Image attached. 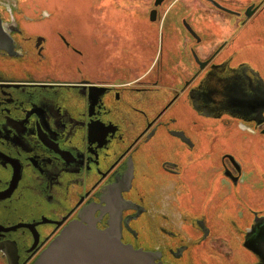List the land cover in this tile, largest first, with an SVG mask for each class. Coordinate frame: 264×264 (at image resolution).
I'll list each match as a JSON object with an SVG mask.
<instances>
[{"label":"flooded vegetation","instance_id":"flooded-vegetation-1","mask_svg":"<svg viewBox=\"0 0 264 264\" xmlns=\"http://www.w3.org/2000/svg\"><path fill=\"white\" fill-rule=\"evenodd\" d=\"M202 1L221 25L163 32L133 80L94 64L100 33L0 7V245L21 264L70 223L154 263L264 264V0Z\"/></svg>","mask_w":264,"mask_h":264},{"label":"rangeland","instance_id":"rangeland-1","mask_svg":"<svg viewBox=\"0 0 264 264\" xmlns=\"http://www.w3.org/2000/svg\"><path fill=\"white\" fill-rule=\"evenodd\" d=\"M0 7L4 15H8L7 9L14 8L23 22L47 21L52 31L58 26L87 33L89 37L100 33L99 37L104 36L105 40L93 53L94 64L125 65L129 80L147 72L158 59L163 32L189 34V29L182 23L183 18L201 34L209 31L208 27L212 30L213 23L221 25L215 21L213 10L202 0H164L155 21L150 18L151 10L156 8L155 0H0ZM53 18H60L63 23L53 24ZM169 36L164 46L170 53L196 43L189 36L185 41L187 45L183 47L181 35L173 36L174 43L168 40ZM195 47L198 49L200 46ZM227 250L229 248L226 247L220 251L224 253ZM0 264H8L3 252L0 253Z\"/></svg>","mask_w":264,"mask_h":264},{"label":"water","instance_id":"water-1","mask_svg":"<svg viewBox=\"0 0 264 264\" xmlns=\"http://www.w3.org/2000/svg\"><path fill=\"white\" fill-rule=\"evenodd\" d=\"M164 0H155V6ZM157 11L150 12L151 20L156 19ZM190 32L195 33L189 23L185 22ZM0 18V48H8L9 39L3 36ZM0 245V250L8 264H21L15 248ZM152 253L135 249L124 244L120 231L115 227L106 230L79 223L66 226L40 253L32 264H160L154 263Z\"/></svg>","mask_w":264,"mask_h":264}]
</instances>
